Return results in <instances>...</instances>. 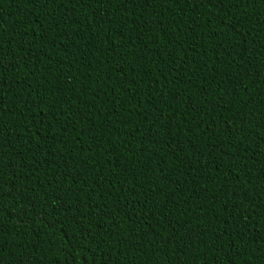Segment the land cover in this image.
I'll list each match as a JSON object with an SVG mask.
<instances>
[{
	"label": "trees",
	"instance_id": "1",
	"mask_svg": "<svg viewBox=\"0 0 264 264\" xmlns=\"http://www.w3.org/2000/svg\"><path fill=\"white\" fill-rule=\"evenodd\" d=\"M0 264H264V0H0Z\"/></svg>",
	"mask_w": 264,
	"mask_h": 264
}]
</instances>
